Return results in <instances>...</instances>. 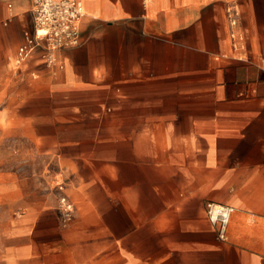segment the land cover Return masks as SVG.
<instances>
[{"label": "crops", "instance_id": "1", "mask_svg": "<svg viewBox=\"0 0 264 264\" xmlns=\"http://www.w3.org/2000/svg\"><path fill=\"white\" fill-rule=\"evenodd\" d=\"M82 2L16 67L33 1L0 0V264H264V0Z\"/></svg>", "mask_w": 264, "mask_h": 264}, {"label": "built area", "instance_id": "2", "mask_svg": "<svg viewBox=\"0 0 264 264\" xmlns=\"http://www.w3.org/2000/svg\"><path fill=\"white\" fill-rule=\"evenodd\" d=\"M33 27L24 34V41L18 47L13 64L19 67L37 48L49 66L55 63V51L60 48L77 46L80 43L81 21L84 16L82 0H32ZM59 190L65 184L58 182ZM59 206L65 220L72 217L74 202L66 194L59 196ZM234 206L220 202L207 204V215L215 226L218 236L227 238L228 226Z\"/></svg>", "mask_w": 264, "mask_h": 264}, {"label": "rangeland", "instance_id": "3", "mask_svg": "<svg viewBox=\"0 0 264 264\" xmlns=\"http://www.w3.org/2000/svg\"><path fill=\"white\" fill-rule=\"evenodd\" d=\"M13 154V138H5L0 133V176L7 171L12 173L15 171L13 167ZM14 208V200L8 199V197L6 198L3 195L0 197V210H12Z\"/></svg>", "mask_w": 264, "mask_h": 264}]
</instances>
